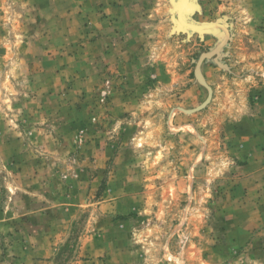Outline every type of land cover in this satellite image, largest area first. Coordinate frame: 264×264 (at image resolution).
<instances>
[{"label":"rangeland","instance_id":"rangeland-1","mask_svg":"<svg viewBox=\"0 0 264 264\" xmlns=\"http://www.w3.org/2000/svg\"><path fill=\"white\" fill-rule=\"evenodd\" d=\"M182 2L0 0V264H264V0Z\"/></svg>","mask_w":264,"mask_h":264},{"label":"water","instance_id":"water-1","mask_svg":"<svg viewBox=\"0 0 264 264\" xmlns=\"http://www.w3.org/2000/svg\"><path fill=\"white\" fill-rule=\"evenodd\" d=\"M188 1L189 0H183V2L181 3V5H180V13H179V17H180V21L183 23V24H185V25H187V26H190V27H199L198 25H194V24H191V23H188V22H186L185 20H184V18H183V14H184V11L187 9V3H188ZM211 26H213V25H205V26H200L201 28L202 27H205V28H208V27H211ZM223 27V26H222ZM224 28V30L226 31V34H227V37H229V33H228V31H227V29L225 28V27H223ZM227 39L225 38V40L224 41H226ZM224 44V43H223Z\"/></svg>","mask_w":264,"mask_h":264}]
</instances>
